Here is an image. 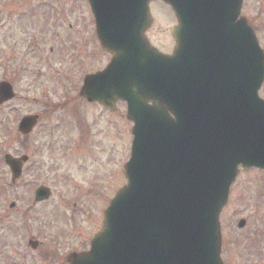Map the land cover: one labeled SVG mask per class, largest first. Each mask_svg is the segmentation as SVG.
Wrapping results in <instances>:
<instances>
[{
    "label": "water",
    "instance_id": "95a60500",
    "mask_svg": "<svg viewBox=\"0 0 264 264\" xmlns=\"http://www.w3.org/2000/svg\"><path fill=\"white\" fill-rule=\"evenodd\" d=\"M151 1L89 0L112 58L82 94L112 110L126 101L134 139L127 184L71 264H223L219 218L239 165L264 168V50L240 17L244 0H163L178 20L172 54L145 34ZM13 96L1 83L0 103ZM36 121L23 117L19 130ZM26 159L7 155L14 178ZM48 196L37 190V200Z\"/></svg>",
    "mask_w": 264,
    "mask_h": 264
},
{
    "label": "rangeland",
    "instance_id": "374dc122",
    "mask_svg": "<svg viewBox=\"0 0 264 264\" xmlns=\"http://www.w3.org/2000/svg\"><path fill=\"white\" fill-rule=\"evenodd\" d=\"M151 11L154 20L148 36L159 48L171 50L174 45L171 28L175 24L171 8L162 1H153ZM242 13L253 26L254 23L259 24L257 32L264 39V0H245ZM94 22L87 0H0V80L12 72L16 73L17 77H12L18 91V97L0 109V179L3 182L7 176L5 173L9 172L2 166L5 165L2 160L5 152L19 155L38 147L37 158L45 167L40 178L43 177L52 189L50 199L40 206L35 205L30 216L27 215L28 208L15 211L9 206L7 199L12 198L13 192L8 193L6 202L1 200L3 205L0 208L3 209L0 212L7 211V216L0 224V237H5L4 244L0 245V264H18L21 261L25 264H48L49 259L55 264L54 255L48 254L45 257L47 262H44L37 252L23 251L31 234L48 242L55 230L49 226L58 229L63 225L62 229H67L70 241L76 243L80 237L86 238L101 224L102 219L96 210L127 182L122 166L130 155L133 122L128 121L126 111L117 110L106 116L107 119L99 116L92 136L89 129L80 131L68 125H55L61 123L62 108L54 107L53 102L60 100V92L75 90L73 82L78 72V48L76 52L74 48L82 45L83 50H91L90 45L100 44L94 35ZM13 43L18 45L16 50H11V47L15 48ZM51 46L54 52L50 51ZM48 53L53 62L49 65L52 70L42 59ZM100 55L83 63L90 68L101 67L103 57L101 59ZM261 95L264 97V87ZM31 111L39 114L50 111L51 114L42 119V126L32 135L21 136L17 131L19 119ZM103 176L107 179H102ZM92 181H98V194L88 195L85 187ZM30 189L32 191V185L19 190L30 193ZM2 194L0 192V196ZM74 201L77 204L80 201L81 210L73 207ZM87 204L93 209L89 217L82 211L88 208ZM241 218L249 222L247 227L238 226ZM77 219L82 223L83 231L72 226ZM222 219L226 229H232L238 236V244L248 240L252 249L261 251L259 259L256 256L247 258L246 264H264L263 171L242 173L234 185L229 205L223 210ZM233 242L234 236L227 240L229 264H237L238 261L239 246ZM244 248L240 250L244 251ZM246 252H250V248Z\"/></svg>",
    "mask_w": 264,
    "mask_h": 264
},
{
    "label": "flooded vegetation",
    "instance_id": "af4514ba",
    "mask_svg": "<svg viewBox=\"0 0 264 264\" xmlns=\"http://www.w3.org/2000/svg\"><path fill=\"white\" fill-rule=\"evenodd\" d=\"M254 28L256 29V31L259 30V24L258 23H254ZM261 37V36H260ZM262 46L264 47V39L263 37H261L260 39ZM15 48L11 50H16V46H18L17 44L13 43ZM18 44L20 45V42L18 41ZM91 50L89 48V50H83L82 45H77L74 49L76 52V48H78V55L76 58V63H77V68H78V72L76 73L77 77L75 79V81L73 83H75V90L71 91V90H67L65 93L60 92V102H59V108H62L60 110H62V115L60 118L61 123L58 124H63V126L68 125V126H72L73 128H75V130H83V129H89L91 130L90 134L91 136L92 131H93V126L95 125V123L98 121L99 117V113L100 111H102L101 116L104 117L105 119H107L106 116L112 115L114 112H112V110H110L109 108H106L105 106L101 105L99 102H91L89 101L86 97H84L81 93L82 91V86L84 83V77L86 74L89 73H93V72H97L99 70H101L102 68H104L106 66V64L109 62V60L111 59V54L105 50L99 49L100 47L98 46V44L95 45H90ZM93 47V48H92ZM62 51H65L64 49H61ZM50 51L54 52V48L51 46L50 47ZM87 51V52H86ZM83 52H86V54H83ZM165 52H171L170 50ZM99 53L102 55H100V58L102 59L103 57V64L101 67H92L90 68L88 66V64L83 63L84 61L89 60L92 61L93 58L99 56ZM51 54H47V55H43L42 59L44 61H46V65L49 66L50 64H53V62L50 60V56ZM67 57H65L66 60ZM97 60V58H96ZM64 61V59L62 60ZM52 70L53 67L49 66ZM59 72V71H58ZM62 72V71H61ZM14 77H17L16 73L12 72ZM11 74V73H9ZM12 75L7 76V77H3L1 78V80H9L13 86H14V77H12ZM57 76L60 77V73L56 74ZM59 83V82H58ZM43 85V84H42ZM63 89H61L62 91ZM127 108V104L126 102H119L117 104V110L122 109L123 111H126ZM47 113V114H44ZM51 114L50 111H43L42 114H40V118L41 121L42 119L48 115ZM112 120V119H111ZM108 121V120H106ZM112 124V123H111ZM39 152V148L35 147L34 150H31L29 152V166L27 168V172L29 174H27L26 172L22 173V176L20 177V179L16 182L14 188H13V200H11V204L10 205L12 209H14L15 211H19L20 209H25L28 208L29 210L27 211V215H31V211L35 208V205L40 206L42 203L46 202L47 200H43L41 202H36L35 201V191L37 189L38 186L40 185H44V186H49L46 182V180L42 177L40 178V176H42V172L41 170L44 169V164L40 165V161L39 158H37ZM26 177H28L27 179H25ZM37 177H39L41 180L39 181V184H36L38 182H36L38 179H36ZM106 178L107 176H103L102 179ZM112 178V176H111ZM98 183V181H92L91 183H89L88 187H85V193H87L88 195H94V193L98 194L97 192V187L96 184ZM32 185V191L30 189V193H27L26 191H20V188H24V187H28ZM1 190V187H0ZM29 192V191H28ZM68 205V203H67ZM73 207L75 209L81 210L82 208V204L80 203V201L74 202ZM87 209L82 210L84 213L90 212L92 208L91 205H88ZM104 209V208H103ZM97 211V210H96ZM235 211H239V210H235ZM83 213V214H84ZM22 214H24V212H22ZM223 214V213H222ZM7 216V212L5 213H0V224L3 221V217ZM82 216V215H81ZM80 216V217H81ZM100 216V215H99ZM247 217V216H246ZM101 219V216H100ZM248 223L246 221V224L244 227L248 226ZM56 224V223H55ZM76 224V222H75ZM75 230H82L83 231V226L82 223L76 224V227L74 225H72ZM54 227L55 230L52 232L53 234L50 235L48 242L44 241V238L41 240L39 239V236L36 234H31V236L28 238L27 240V246L24 247L23 251H27L28 250L32 251V252H37L39 255V258L44 261L47 262L48 258H45L48 254L49 255H54L53 258L55 259V264H70L68 262V255L72 252H84V251H88L91 248V242L93 237L95 236V234L101 229L102 227V220H101V224L98 226L99 229H96L94 233L88 235L86 238H79V240L74 243L73 241H70L68 239V233H67V229L63 228V225H59L58 229H56V226H49V228ZM227 225L225 224L224 220L222 221V232H223V260H224V264H229L228 258H227V253L228 251L226 250V247L228 246L227 240L234 236L235 238V242L238 246H239V250H238V261L237 264H246L247 262V258H252L254 259V257L256 256L257 259L260 258V254L261 251L257 249L254 250L252 249L251 245L249 244L248 240H244L242 242H240L238 244L237 242V237L236 234H234V232L232 231V229H226ZM47 233V232H46ZM43 234V233H41ZM238 234V233H237ZM44 235V234H43ZM249 236V235H248ZM33 238L35 240L38 241L37 245L33 248L31 247V245L29 244V239ZM241 238V237H239ZM244 238V237H243ZM246 238V237H245ZM0 241H1V245L4 244L5 242V238L3 236L0 237ZM30 249H29V248ZM244 248V251H241ZM241 248V250H240ZM248 248H250V252H246L248 250ZM54 264V262L50 261L48 264Z\"/></svg>",
    "mask_w": 264,
    "mask_h": 264
},
{
    "label": "bare ground",
    "instance_id": "6f19581e",
    "mask_svg": "<svg viewBox=\"0 0 264 264\" xmlns=\"http://www.w3.org/2000/svg\"><path fill=\"white\" fill-rule=\"evenodd\" d=\"M23 155H25V156H28V155H29V153H23Z\"/></svg>",
    "mask_w": 264,
    "mask_h": 264
}]
</instances>
